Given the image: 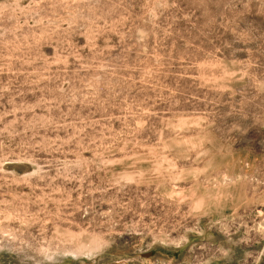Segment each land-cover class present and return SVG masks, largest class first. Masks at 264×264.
<instances>
[{"label": "rangeland", "instance_id": "obj_1", "mask_svg": "<svg viewBox=\"0 0 264 264\" xmlns=\"http://www.w3.org/2000/svg\"><path fill=\"white\" fill-rule=\"evenodd\" d=\"M0 264H264V0H0Z\"/></svg>", "mask_w": 264, "mask_h": 264}]
</instances>
